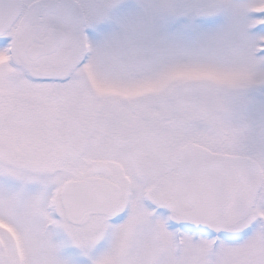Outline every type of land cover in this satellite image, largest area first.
Returning a JSON list of instances; mask_svg holds the SVG:
<instances>
[{"label":"snow or ice","instance_id":"obj_1","mask_svg":"<svg viewBox=\"0 0 264 264\" xmlns=\"http://www.w3.org/2000/svg\"><path fill=\"white\" fill-rule=\"evenodd\" d=\"M0 264H264V0H0Z\"/></svg>","mask_w":264,"mask_h":264}]
</instances>
